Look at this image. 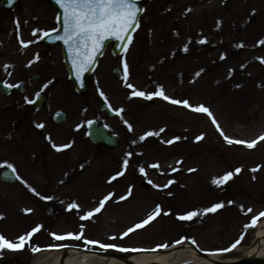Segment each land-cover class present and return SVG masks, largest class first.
<instances>
[{
  "label": "rangeland",
  "instance_id": "1",
  "mask_svg": "<svg viewBox=\"0 0 264 264\" xmlns=\"http://www.w3.org/2000/svg\"><path fill=\"white\" fill-rule=\"evenodd\" d=\"M146 1L133 43L122 55H107L99 62L86 95H76L70 85H62L53 91L48 106L38 112L18 96L15 99L0 94V172L8 162L18 174L13 185L0 182V234L15 241L43 225L31 240L32 246L42 247L39 251L0 250V264H34L45 254L64 249L46 248L59 243L66 244L65 248L131 255L165 250L156 249V245L167 242L172 247L181 237L195 238L205 252H220L242 233L237 246L254 241L264 217L246 231L245 225L264 211V141H258L254 148L229 144L205 113L161 97H153L155 105L150 106V99L131 96L133 89L124 80L122 62L126 59L129 65L127 83L137 89L154 92L163 86L169 97L207 106L233 140H256L264 135V45L258 43L264 39V0H250L246 19L243 0H173L176 15L172 18L164 15L166 0ZM223 5L231 11L227 19L231 31L227 35L212 29L215 17L206 16L209 8L213 15L225 13ZM202 17L211 19L212 25H205ZM216 28L219 29L217 24ZM204 38L207 40L202 43ZM186 44L188 50L184 51ZM114 67L122 71L120 82L114 78ZM150 68L154 71L150 72ZM101 91L108 97L107 102ZM101 103H110L112 109L123 112L115 111L116 116L109 118L100 112ZM59 109L68 114L62 125H56L51 118ZM93 119L122 138L119 149L110 151L90 142L87 122ZM125 120L133 126L131 130ZM40 124L44 128L39 131ZM161 128L165 131L159 137L140 140L145 133ZM201 134L203 139L197 141ZM175 136L181 139L171 145L163 142ZM53 144L69 147L58 150ZM157 163L159 168L152 166ZM236 168L242 170L235 173ZM121 171L122 176L110 179ZM229 171L234 176L228 182H213ZM169 181L174 182L163 187ZM143 182L149 190L142 188ZM129 188L131 195L119 200ZM109 193L115 195L100 213L82 219ZM43 196L53 199L44 200ZM220 202L224 208L204 213V209ZM70 203H78L80 208L69 210ZM157 205L163 210L158 217L128 236L122 235ZM249 208L251 213L247 212ZM169 210L171 213L166 214ZM192 210L201 214L192 220L178 218ZM80 231L88 239L116 244L118 248L102 249L98 244L86 245L75 239L56 241L51 236L52 232ZM228 257L240 259L242 253L231 252Z\"/></svg>",
  "mask_w": 264,
  "mask_h": 264
},
{
  "label": "snow or ice",
  "instance_id": "2",
  "mask_svg": "<svg viewBox=\"0 0 264 264\" xmlns=\"http://www.w3.org/2000/svg\"><path fill=\"white\" fill-rule=\"evenodd\" d=\"M57 3L63 9L62 17L61 16L57 17L58 20H62L63 30H62V34L56 35L54 39L63 41V43L67 46L68 51L71 55L72 66L75 70L77 78L81 82V86H83L84 83V74L88 72L96 64L97 56L102 54V49L105 46V41L109 40L110 38H115L125 46L131 45L133 39V30L139 27L140 25L139 14L144 10L139 6L137 0H57ZM18 23L19 22L17 21V24ZM39 31L41 30L35 29L34 34ZM52 32H59V30L53 29L51 32L44 31L43 35L45 37H50L52 35ZM206 40L207 38H204L201 42L202 43L206 42ZM20 43L24 46H27L31 42L30 41L26 42L23 39H21ZM258 43L264 45V39L258 41ZM187 50H188V45L186 44L184 46V51ZM124 51H127V47L124 48ZM225 57L226 54L225 56H222V58ZM36 59H39V57L37 56ZM123 68L125 73L124 80L127 84V87L133 89V91L131 92V96L147 98V99H152L153 97H161L164 100L170 101L173 104L183 105L197 112L205 113L212 118V121L215 124L216 128L220 131L221 135L224 136V139L229 144L237 143V144L246 145L248 148H254L257 145L258 141H264V135H261L256 140H251V141L233 140L231 137L227 136L224 133L223 128H221L214 114L207 106L203 104L194 106L186 99L180 100L169 97L165 93L163 86H159V90L154 92H145L140 89H137L135 85L131 83H127L130 72H129V65L126 59L123 62ZM196 75L199 76L200 73L197 72ZM5 84L9 88L18 86V85L7 84V81H5ZM100 95L103 97L105 102L108 101V97L105 95L103 91L100 92ZM108 106L110 108L112 107L110 103L108 104ZM113 111L122 113L123 109H113ZM87 123L91 125L92 122L88 121ZM124 123L127 124L129 130L132 129L133 126L131 125V123H129L127 120H125ZM38 126L41 128L44 127L43 124H40ZM164 131H165L164 128H161L159 131H149L145 133L143 136H141L140 140H144L147 136L159 137L161 133ZM180 139H181L180 136H175L172 139L164 140L163 142L165 144L171 145L172 143ZM201 139H203V134L196 137L197 141ZM133 143H135V141ZM53 147L59 150L61 148H67L69 147V145L53 144ZM127 155L131 156L132 153L129 152ZM180 163H182V161H177V164ZM4 164L8 169L11 170L13 174H16V168L14 167V165L8 162H4ZM127 166H128V160L125 159L123 164L124 169H126ZM152 166L156 168L160 167L158 163ZM172 170L177 171L178 169L173 168ZM241 170H242L241 168H236L235 173H239ZM189 171H193V169H189ZM253 171H256V169H253ZM140 172L144 173L145 169L141 167ZM123 174H124L123 171L117 172L110 179L115 180L117 177L122 176ZM233 176H234V172L229 171L226 172L223 176L216 178L213 182L217 185H223L226 182H228L230 179H232ZM173 182L174 181H169V184L164 185L163 187H168ZM149 183H152V181H149ZM156 187L160 188L162 186L156 185ZM31 191L35 193V195L41 196V193L38 192L34 187H31ZM114 195L115 193H109L108 195L104 196L103 199L99 202V206L94 208L93 210L86 212L85 215L82 217V219L88 220L89 218H92L95 213H100L101 210L105 207V203ZM129 195H131V188H129V191L126 195L120 196L118 199L122 201L126 199L127 196ZM42 198L44 200L53 199V197L51 196H43ZM224 206L225 205L222 202L215 203L211 207L206 208L203 211L204 213H215L219 209L224 208ZM73 208L79 209L80 205L78 203H70L68 205V209L72 210ZM241 208H243V206H241ZM26 211H31V209H27ZM162 211H163L162 207L160 205H157L155 210L150 215H148L145 219L136 223L132 227L128 228L122 235L128 236L130 233L136 231L137 229H141L142 227L147 226L151 221H153L156 217H158ZM252 211L253 210L251 208L247 209V212L249 213H251ZM170 213L171 210H169V212L166 214H170ZM200 214L201 213L199 212V210H192L183 214H179L178 218L180 220H192L193 218L198 217ZM261 217H264V211H261L258 215L252 216L249 224L245 225V231L247 230V228L251 226H255L257 224V221ZM42 228L43 225H37L25 235L19 236L15 241L6 238L3 234H0V250H4V249L22 250L25 248L26 245H28L31 247V250L33 252L39 251L40 250L39 246H32L31 240L33 235L38 233ZM51 236L56 241L75 239L77 241L84 242L86 245L98 244L102 249L118 248L116 244H105V243H101L100 241L88 239L84 235L83 231H80L78 233L68 232L65 234H57L55 232H52ZM242 239H243V233L241 234V237L237 239L235 242H233L229 247L219 249L218 251L229 252L235 249ZM185 241H190L191 244L199 247L196 239L191 237H181L180 239L175 240L174 243L176 245H181L185 243ZM47 247L59 249V248H65L66 246L63 243H59V244H50ZM169 247L170 244L167 242L156 245V249H168ZM119 250L125 252L136 251V249L130 250L127 248H120Z\"/></svg>",
  "mask_w": 264,
  "mask_h": 264
},
{
  "label": "flooded vegetation",
  "instance_id": "3",
  "mask_svg": "<svg viewBox=\"0 0 264 264\" xmlns=\"http://www.w3.org/2000/svg\"><path fill=\"white\" fill-rule=\"evenodd\" d=\"M249 3L250 0H243V18L248 17ZM173 5V0H166L164 15L167 18L176 15ZM218 15L227 19L231 11L225 9V13ZM58 16V10L47 0H0V82L18 85L9 90L22 103L38 97L48 103L56 87L67 83L62 48L47 43L43 35L44 31L59 28ZM35 29L41 31L34 34ZM225 30L231 31L228 21ZM21 39L31 43L24 46ZM111 54L112 44H109L105 55Z\"/></svg>",
  "mask_w": 264,
  "mask_h": 264
},
{
  "label": "bare ground",
  "instance_id": "4",
  "mask_svg": "<svg viewBox=\"0 0 264 264\" xmlns=\"http://www.w3.org/2000/svg\"><path fill=\"white\" fill-rule=\"evenodd\" d=\"M231 252L242 253V258L264 259V220L258 226L252 244L237 246ZM228 254L208 252L205 257H202L188 242L163 251H139L126 259L99 257L83 249L71 247L58 250L53 254L47 253L34 264H217L235 263L238 260L229 258Z\"/></svg>",
  "mask_w": 264,
  "mask_h": 264
},
{
  "label": "water",
  "instance_id": "5",
  "mask_svg": "<svg viewBox=\"0 0 264 264\" xmlns=\"http://www.w3.org/2000/svg\"><path fill=\"white\" fill-rule=\"evenodd\" d=\"M137 2L139 4V6L143 9V4L140 1H137ZM141 13L139 14V17L141 15ZM120 44H119V46H115V50H116L117 54L122 52V50L124 49V46H125L121 42H120ZM100 57H101V54L97 56V61ZM65 58H66L67 67H68V70L70 73L71 82L74 84V86L76 87V89L80 93H85L87 91V88H88L89 77H90L91 73L93 72V69L95 68L97 62L88 72H86L84 74V83H83V86H81V82L77 78L75 70L72 66L71 55L69 52L65 54ZM115 76L117 79H120L119 71H115ZM101 109L107 111L109 113V115H111V116L113 115V112L107 106L103 105L101 107ZM64 120H65V115L59 113L56 117V121L62 123V122H64ZM89 136H90L91 140L96 145H103V146H106V147L111 148V149H115L120 145V140L117 137L110 135L106 128L100 126L96 122H92L91 125H89ZM0 178H1L2 182L11 184L16 180L17 177L15 174H13L11 172V170H4L1 173ZM143 186H145V184H143ZM195 250L197 251V253L200 256H202V257L206 256V253H204L200 249L195 248ZM95 254H98L100 256L115 257L118 259H126L127 258V255L117 254V253L99 252V253H95ZM217 264H264V259L244 258L241 261H239L238 263H217Z\"/></svg>",
  "mask_w": 264,
  "mask_h": 264
}]
</instances>
